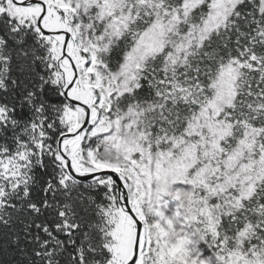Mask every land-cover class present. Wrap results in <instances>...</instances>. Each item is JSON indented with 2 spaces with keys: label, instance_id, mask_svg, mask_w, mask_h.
<instances>
[{
  "label": "snow or ice",
  "instance_id": "snow-or-ice-1",
  "mask_svg": "<svg viewBox=\"0 0 264 264\" xmlns=\"http://www.w3.org/2000/svg\"><path fill=\"white\" fill-rule=\"evenodd\" d=\"M0 264H264V0H0Z\"/></svg>",
  "mask_w": 264,
  "mask_h": 264
}]
</instances>
